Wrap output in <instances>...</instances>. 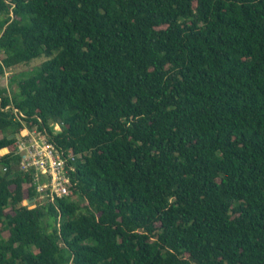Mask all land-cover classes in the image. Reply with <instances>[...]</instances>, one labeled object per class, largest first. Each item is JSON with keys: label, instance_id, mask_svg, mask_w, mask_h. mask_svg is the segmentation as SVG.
Returning a JSON list of instances; mask_svg holds the SVG:
<instances>
[{"label": "trees", "instance_id": "1", "mask_svg": "<svg viewBox=\"0 0 264 264\" xmlns=\"http://www.w3.org/2000/svg\"><path fill=\"white\" fill-rule=\"evenodd\" d=\"M42 57L0 86V264H264V0H0V76ZM10 103L78 200L30 204Z\"/></svg>", "mask_w": 264, "mask_h": 264}, {"label": "built area", "instance_id": "2", "mask_svg": "<svg viewBox=\"0 0 264 264\" xmlns=\"http://www.w3.org/2000/svg\"><path fill=\"white\" fill-rule=\"evenodd\" d=\"M4 109L12 113L14 122L21 127L11 138L14 139L18 157V170L30 177L34 187L35 196L30 204L37 207L62 198L76 201L74 198L78 197L70 177L75 172L76 160L81 156L56 146L45 129L27 122L26 115L15 109L12 103ZM48 128L52 135H57L62 130V124L51 123ZM6 172L7 167L0 165V174Z\"/></svg>", "mask_w": 264, "mask_h": 264}, {"label": "rangeland", "instance_id": "3", "mask_svg": "<svg viewBox=\"0 0 264 264\" xmlns=\"http://www.w3.org/2000/svg\"><path fill=\"white\" fill-rule=\"evenodd\" d=\"M45 60L44 57L33 60L29 64H20L14 68L6 70L2 76H0V86L6 90L7 97H11L16 92V85L14 81L26 78L30 75L38 66ZM78 200V198H74ZM7 211V210H6ZM5 236L7 233L4 234Z\"/></svg>", "mask_w": 264, "mask_h": 264}]
</instances>
